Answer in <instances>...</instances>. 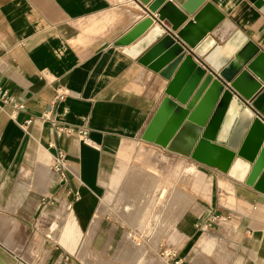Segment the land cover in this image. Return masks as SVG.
Wrapping results in <instances>:
<instances>
[{
	"label": "crops",
	"instance_id": "0c3cea01",
	"mask_svg": "<svg viewBox=\"0 0 264 264\" xmlns=\"http://www.w3.org/2000/svg\"><path fill=\"white\" fill-rule=\"evenodd\" d=\"M206 3L264 55V0H175L188 10L187 20ZM145 8L140 0H0V91L12 100L0 102L1 264H28L18 260L31 242L28 231L52 222L40 211L68 212L59 241L67 247L76 242L75 228L86 226L99 208L100 196L120 177L114 175L118 166L142 150L151 151L164 172L167 165L192 172L209 195V202L200 200L203 209L185 214L165 238L163 264H264V191L236 180L247 178L248 169L231 172V159L223 170L226 159L210 152L196 161L154 141L175 104H183L177 87L184 60L206 68L184 46L167 80L126 54L117 42L148 18ZM247 106L264 122V83ZM189 135L178 148L185 150ZM56 149L67 158L61 183L51 171ZM213 162L221 167L206 165ZM158 194L152 213L161 209ZM216 211L222 220L209 219ZM50 257L33 264H55Z\"/></svg>",
	"mask_w": 264,
	"mask_h": 264
},
{
	"label": "water",
	"instance_id": "95a60500",
	"mask_svg": "<svg viewBox=\"0 0 264 264\" xmlns=\"http://www.w3.org/2000/svg\"><path fill=\"white\" fill-rule=\"evenodd\" d=\"M140 2L148 18L117 42L124 52L167 80L185 56L184 46L206 68L195 67L201 76L183 104H175L154 141L196 161L210 152L226 159L223 170L234 159L231 172L237 167L243 168V174L249 171L247 178L236 180L264 191V122L247 106L264 83V55L211 3L187 20L188 10L179 8L175 0ZM154 14L156 20L151 17ZM144 29L146 34L138 38ZM187 135L191 141L181 150L179 139ZM206 165L221 167L216 162Z\"/></svg>",
	"mask_w": 264,
	"mask_h": 264
},
{
	"label": "rangeland",
	"instance_id": "374dc122",
	"mask_svg": "<svg viewBox=\"0 0 264 264\" xmlns=\"http://www.w3.org/2000/svg\"><path fill=\"white\" fill-rule=\"evenodd\" d=\"M155 160L151 151L142 150L131 162L118 166L114 175L120 177L100 196L99 208L92 211L86 226L75 228L77 240L69 247L59 241L67 229L62 223L68 212L40 211L39 216L48 213L42 218L52 222L28 231L31 242L23 244L18 260L33 264L38 259L42 263L51 256L55 264H163L165 238L174 235L185 214L203 209L200 200L209 195L192 172L181 173L170 165L164 172L163 164ZM162 191L166 193L159 199L160 212L152 213L150 207ZM94 217L97 226L92 227ZM209 219L220 221L223 216L216 211Z\"/></svg>",
	"mask_w": 264,
	"mask_h": 264
},
{
	"label": "built area",
	"instance_id": "2783aa9c",
	"mask_svg": "<svg viewBox=\"0 0 264 264\" xmlns=\"http://www.w3.org/2000/svg\"><path fill=\"white\" fill-rule=\"evenodd\" d=\"M12 100L7 97L6 93L0 91V102L1 103H10ZM16 110L22 109V106L15 107ZM73 129H67L66 134L71 135L73 134ZM81 138H83L86 135V131L84 129L79 130L77 132ZM51 147V146H50ZM51 171L52 173L57 176V179L59 182H65L67 181L66 171H67V158L63 152L56 149L55 154L52 157V165H51ZM166 191H162L160 193L159 199H161L165 195ZM176 264V263H175Z\"/></svg>",
	"mask_w": 264,
	"mask_h": 264
},
{
	"label": "bare ground",
	"instance_id": "6f19581e",
	"mask_svg": "<svg viewBox=\"0 0 264 264\" xmlns=\"http://www.w3.org/2000/svg\"><path fill=\"white\" fill-rule=\"evenodd\" d=\"M184 73L181 74L180 82L177 89L180 88L179 98L184 101L188 94L192 91L197 83L201 72L192 66L190 60H187L183 65Z\"/></svg>",
	"mask_w": 264,
	"mask_h": 264
}]
</instances>
